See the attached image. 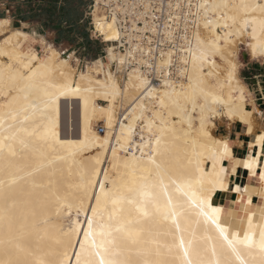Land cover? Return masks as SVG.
I'll return each instance as SVG.
<instances>
[{"label": "snow or ice", "instance_id": "snow-or-ice-1", "mask_svg": "<svg viewBox=\"0 0 264 264\" xmlns=\"http://www.w3.org/2000/svg\"><path fill=\"white\" fill-rule=\"evenodd\" d=\"M264 0H0V264H264Z\"/></svg>", "mask_w": 264, "mask_h": 264}, {"label": "rangeland", "instance_id": "rangeland-1", "mask_svg": "<svg viewBox=\"0 0 264 264\" xmlns=\"http://www.w3.org/2000/svg\"><path fill=\"white\" fill-rule=\"evenodd\" d=\"M262 107H264V105H262Z\"/></svg>", "mask_w": 264, "mask_h": 264}]
</instances>
